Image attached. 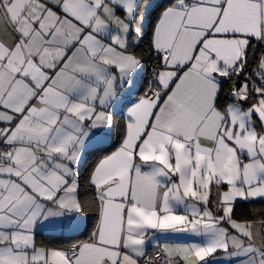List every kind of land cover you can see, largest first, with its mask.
<instances>
[{
	"label": "snow or ice",
	"instance_id": "6c2138e0",
	"mask_svg": "<svg viewBox=\"0 0 264 264\" xmlns=\"http://www.w3.org/2000/svg\"><path fill=\"white\" fill-rule=\"evenodd\" d=\"M0 264H264V0H0Z\"/></svg>",
	"mask_w": 264,
	"mask_h": 264
},
{
	"label": "trees",
	"instance_id": "16d2710c",
	"mask_svg": "<svg viewBox=\"0 0 264 264\" xmlns=\"http://www.w3.org/2000/svg\"><path fill=\"white\" fill-rule=\"evenodd\" d=\"M153 16L156 15L155 12L152 13ZM146 27L150 28L151 25L148 21H146ZM148 64L151 63L150 60L147 61ZM135 95H138L136 93H134ZM118 135V131L116 133ZM99 147L101 148H105V149H109L110 150V146L109 144H104V145H100ZM91 151H95L94 149ZM103 154L102 152L97 153L96 155H92L89 157L90 163L88 164V167L91 166L92 163L95 162V160L97 159L98 155ZM87 169H84V173H86ZM82 173V175L84 174ZM262 204H256V205H248L247 202H243L241 201L237 207V214L240 216H247L250 210H254L255 208H259L261 207ZM91 226V224H89V227ZM38 238L45 240V241H51V242H56V243H62V242H68L71 239H75V238H81L79 236V234L77 232H71V233H54V232H38Z\"/></svg>",
	"mask_w": 264,
	"mask_h": 264
},
{
	"label": "crops",
	"instance_id": "0c3cea01",
	"mask_svg": "<svg viewBox=\"0 0 264 264\" xmlns=\"http://www.w3.org/2000/svg\"><path fill=\"white\" fill-rule=\"evenodd\" d=\"M135 94L129 96V101L135 100ZM39 232H54V233H71L75 232L71 229L69 221L66 217L53 218L45 222L44 226L39 229ZM181 242V241H177Z\"/></svg>",
	"mask_w": 264,
	"mask_h": 264
}]
</instances>
